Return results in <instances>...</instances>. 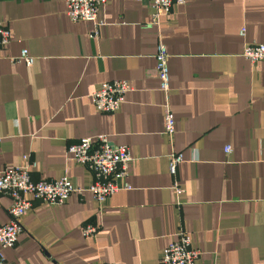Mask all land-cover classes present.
Wrapping results in <instances>:
<instances>
[{
    "label": "crops",
    "instance_id": "obj_1",
    "mask_svg": "<svg viewBox=\"0 0 264 264\" xmlns=\"http://www.w3.org/2000/svg\"><path fill=\"white\" fill-rule=\"evenodd\" d=\"M67 10L66 0H0L11 31L0 50V169L28 167L34 182L66 177L83 189L62 205L34 200L4 259L162 264L168 243L187 234L197 264H264V61L242 53L264 44V0H186L157 22L149 0H106L99 27L71 21ZM161 42L171 138L155 72ZM24 48L32 65L12 59ZM113 79L131 88L118 110L100 112L90 95ZM97 134L128 146L132 159L103 201L87 190L91 170L68 151ZM173 153L183 157L181 194L169 172ZM10 204L0 193V225ZM85 225L96 234L87 237Z\"/></svg>",
    "mask_w": 264,
    "mask_h": 264
},
{
    "label": "built area",
    "instance_id": "obj_2",
    "mask_svg": "<svg viewBox=\"0 0 264 264\" xmlns=\"http://www.w3.org/2000/svg\"><path fill=\"white\" fill-rule=\"evenodd\" d=\"M149 1L154 8V22H157L156 20L161 14L169 12L173 5L186 2V0ZM105 2L106 0H66L67 15L73 22L93 21L99 27L102 22L97 21V14ZM244 31V29L240 31L241 36ZM10 39L11 31L8 25L0 20V50L10 43ZM242 53L252 63L264 61V44L247 43ZM168 57L166 46L162 42L159 43L155 52V72L159 80V89L164 93L166 100L163 114L164 133L171 138L175 130V123L172 109L169 106L171 89ZM12 59L14 61L23 60L28 65H32L34 62V58L29 56L26 48L20 51L18 57H12ZM130 88V83L126 80L113 79L103 82L90 95L92 105L100 112L112 113L122 105ZM224 150L229 152L230 148L226 146ZM68 151L76 163L91 170L95 180L87 187V190L99 201L111 197L118 190L117 179L126 177L128 166L132 161L128 146L112 144L104 134H97L94 138L83 137L78 142L70 144ZM169 158V172L174 178L173 188L177 194H181L176 172L183 157L179 153H173ZM82 190L73 186L66 177L34 182L30 179L28 167L10 166L0 169V193L11 198V204L7 209L9 220L0 225V264H9L4 259L3 250L12 248L16 243L21 232V219L34 200L62 205L72 193H79ZM82 229L87 237L94 236L97 232V229L91 225H85ZM198 258L199 251L190 243V237L184 234L168 243L163 250L161 261L162 264H197ZM99 264L112 263L99 262Z\"/></svg>",
    "mask_w": 264,
    "mask_h": 264
}]
</instances>
